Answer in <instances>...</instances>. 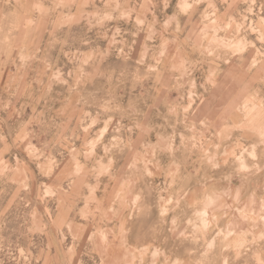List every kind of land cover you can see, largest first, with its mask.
Listing matches in <instances>:
<instances>
[{"label":"rangeland","instance_id":"obj_1","mask_svg":"<svg viewBox=\"0 0 264 264\" xmlns=\"http://www.w3.org/2000/svg\"><path fill=\"white\" fill-rule=\"evenodd\" d=\"M0 264H264V0H0Z\"/></svg>","mask_w":264,"mask_h":264}]
</instances>
